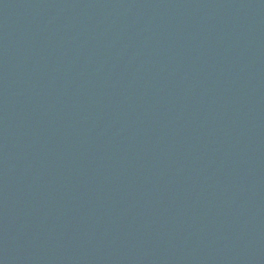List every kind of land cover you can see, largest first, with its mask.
Listing matches in <instances>:
<instances>
[{"label":"water","instance_id":"water-1","mask_svg":"<svg viewBox=\"0 0 264 264\" xmlns=\"http://www.w3.org/2000/svg\"><path fill=\"white\" fill-rule=\"evenodd\" d=\"M0 264H264V0H0Z\"/></svg>","mask_w":264,"mask_h":264}]
</instances>
